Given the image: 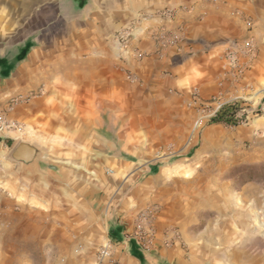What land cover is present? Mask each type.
<instances>
[{
	"label": "crops",
	"instance_id": "obj_1",
	"mask_svg": "<svg viewBox=\"0 0 264 264\" xmlns=\"http://www.w3.org/2000/svg\"><path fill=\"white\" fill-rule=\"evenodd\" d=\"M49 3L59 8L67 23L81 24L61 45L75 51L88 45L83 40H95L96 65L71 69L69 58L55 64L59 46H44L37 31L0 47V117L9 124L0 129V264H95L106 243L110 257L103 264H186L176 244L165 249L159 241L154 253H146L130 238L139 213L157 196L160 169L152 174L144 167L133 174L131 192L107 212L105 227L87 232L80 206L87 191L84 167L49 156L23 163L11 154L19 144L38 149L85 146V135L94 132L103 102L119 104L117 113L124 110L127 118L143 117L148 109L156 118L181 120V113L172 110L185 104L212 106L211 100L217 99L223 107L234 102L246 106L245 111L258 107L262 117L256 122L260 121L264 0H44L32 5ZM156 7L173 9V19L155 15ZM138 8L145 18L134 27L130 45L120 55L113 37ZM167 30H180L183 41L165 49L152 40ZM245 42L251 50L237 58V73L227 54ZM137 53L142 59H136ZM59 67L62 73L55 76ZM193 89L196 96L191 97ZM181 130L179 123H160L157 133L174 135ZM164 215L163 209L155 215L158 237L165 227ZM89 246L98 249L86 255Z\"/></svg>",
	"mask_w": 264,
	"mask_h": 264
},
{
	"label": "rangeland",
	"instance_id": "obj_2",
	"mask_svg": "<svg viewBox=\"0 0 264 264\" xmlns=\"http://www.w3.org/2000/svg\"><path fill=\"white\" fill-rule=\"evenodd\" d=\"M42 1L0 0V47L16 44L37 31L42 35L38 41L44 46H59L53 56L55 64L61 58H69L71 69L96 65L95 40L82 39L89 46L76 52L63 47L65 37L81 24L67 23L54 3L32 5ZM154 9L155 15L165 19L167 12H173L167 7ZM141 10L138 8L127 24L118 26L113 37L116 44L119 35L132 33L145 18ZM131 38L132 34L125 49L118 44V54L127 50ZM152 40L158 44L155 36ZM168 48L172 47L165 49ZM139 54L135 55L138 60L143 57ZM54 73L61 74L60 67ZM127 77L137 81L133 74ZM169 92L180 94L172 88ZM194 96L195 89L191 92V97ZM233 104L236 112L246 108L238 102ZM118 105L102 103L94 132L87 131L85 135V146H39V149L31 146L37 159L49 156L52 161L64 159L84 167L87 191L80 206L84 208L87 232L105 227L107 212L131 192L130 177L149 167L152 174L160 169L154 187L157 196L141 210L137 222L142 212H151L149 226L156 242L160 241L165 249L176 244L186 264H264V118L256 122L262 117L259 108L244 110L241 117L235 118L236 126L214 125L210 118L197 127L203 106L185 104L174 109L183 118L174 120L169 115L156 118L148 109L143 117L127 118L124 110L123 116L117 113ZM214 108L215 105L208 106L207 110ZM160 123L170 126L179 123L181 134L158 135ZM161 209L165 212L162 219L165 227L158 237L153 223ZM75 248L71 247L72 251ZM97 249L86 247V255Z\"/></svg>",
	"mask_w": 264,
	"mask_h": 264
},
{
	"label": "built area",
	"instance_id": "obj_3",
	"mask_svg": "<svg viewBox=\"0 0 264 264\" xmlns=\"http://www.w3.org/2000/svg\"><path fill=\"white\" fill-rule=\"evenodd\" d=\"M166 17L169 20L173 19V12H167ZM131 35V33L126 32L124 34H121L117 38V44L122 46L124 49L126 48V45L128 43V38ZM155 39L162 48L166 47H174L176 46L179 42L183 41L182 38V32L178 30V32H172L170 34H167L164 31L158 32L155 35ZM236 49L235 52H230L227 54V59L229 60L230 66L232 69L237 71V73H241V70L237 66V58L243 54H247L251 50V45L250 42H245L241 47L234 46ZM138 55H140L138 53ZM211 101H214L215 108L211 111L207 110V107L201 108L199 112V118L196 121V126L201 127L207 119H212L213 117L216 116V114L223 108V104L221 102L217 101L215 99H212ZM234 105V104H233ZM242 106V104H240ZM244 113V109L239 110L238 112L235 113V118L241 117ZM4 127H9V124L4 121L2 117H0V129ZM151 212H142L139 218V223L135 229V233L130 237L135 240L139 248L144 251V252H151L155 250L156 248V238L155 234L150 228L149 223L151 221ZM110 257V245L109 243H106L103 245L98 253H97V258H96V263L95 264H103V262L106 259H109Z\"/></svg>",
	"mask_w": 264,
	"mask_h": 264
},
{
	"label": "trees",
	"instance_id": "obj_4",
	"mask_svg": "<svg viewBox=\"0 0 264 264\" xmlns=\"http://www.w3.org/2000/svg\"><path fill=\"white\" fill-rule=\"evenodd\" d=\"M237 107L235 104L227 105L223 107L215 117L211 119V123L214 125L236 126L237 120L235 119V113Z\"/></svg>",
	"mask_w": 264,
	"mask_h": 264
},
{
	"label": "water",
	"instance_id": "obj_5",
	"mask_svg": "<svg viewBox=\"0 0 264 264\" xmlns=\"http://www.w3.org/2000/svg\"><path fill=\"white\" fill-rule=\"evenodd\" d=\"M37 157L36 150L28 146L26 144H19L17 148L11 154V158L23 162V163H30Z\"/></svg>",
	"mask_w": 264,
	"mask_h": 264
}]
</instances>
